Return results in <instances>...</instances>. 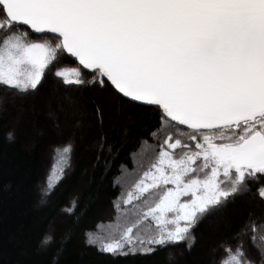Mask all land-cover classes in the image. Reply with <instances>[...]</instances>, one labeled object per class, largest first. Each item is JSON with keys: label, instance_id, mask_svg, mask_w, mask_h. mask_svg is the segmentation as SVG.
I'll return each instance as SVG.
<instances>
[{"label": "snow or ice", "instance_id": "6c2138e0", "mask_svg": "<svg viewBox=\"0 0 264 264\" xmlns=\"http://www.w3.org/2000/svg\"><path fill=\"white\" fill-rule=\"evenodd\" d=\"M65 56L83 66V75L58 67ZM47 75L109 93L118 113L113 131L130 108L154 112L158 126L177 129L159 142L122 201L142 200L140 211L100 241L99 251L152 254L151 245L181 242L191 251L199 220L252 193L231 238L235 246L222 241L213 254L220 253L216 264H264V0H0V89L27 95ZM93 103L95 149L110 152L105 109ZM74 151L71 140L53 146L42 198L64 178ZM76 207L72 200L62 211L79 221ZM149 218L156 232L146 235L140 226ZM84 236L96 243L90 232ZM52 240L46 235L41 246Z\"/></svg>", "mask_w": 264, "mask_h": 264}, {"label": "trees", "instance_id": "16d2710c", "mask_svg": "<svg viewBox=\"0 0 264 264\" xmlns=\"http://www.w3.org/2000/svg\"><path fill=\"white\" fill-rule=\"evenodd\" d=\"M60 63L58 67L85 71L68 56L61 57ZM5 89H0V103L3 98L6 101L0 110V264H216L220 253L214 256L213 249L220 242L235 246L231 238L247 218L252 193L237 196L221 210L199 220L191 230V251L185 242L151 245L156 249L152 254L99 251L98 246L86 241L85 231L92 234L111 218L113 202L122 197L126 173L140 170L129 184L134 185L158 153L159 142L177 129L167 124L158 126L154 112L130 108L119 116L113 131L118 113L109 93L65 87L51 75L28 96L16 97ZM94 101L105 109L104 132L110 152L107 148L97 152L94 146L98 135ZM153 131L155 140L150 136ZM68 140L75 145L72 168L53 194L42 198L52 148ZM72 200L76 201L79 221L62 211ZM65 234L67 240H63ZM46 235L53 240L42 247ZM249 250L259 260L255 249Z\"/></svg>", "mask_w": 264, "mask_h": 264}, {"label": "rangeland", "instance_id": "374dc122", "mask_svg": "<svg viewBox=\"0 0 264 264\" xmlns=\"http://www.w3.org/2000/svg\"><path fill=\"white\" fill-rule=\"evenodd\" d=\"M32 38L35 39L36 37H32ZM58 65L61 66V63H59ZM82 75H83V73H82ZM74 78H75L74 76H69V79H74ZM85 79H86V81H90L91 80V79L88 80L89 79L88 77H85ZM64 86L65 87H71V85H64ZM4 91L12 93L13 96H16V97H19V96L20 97H24V96H28V95H31V94L35 93V92H31L30 94H27V95H19L16 92H14L12 90H9V89H5ZM0 104H1L0 105V110H1V109L4 108V106L6 104V101H5L4 98H3V101ZM74 158H75V151H74V153L72 155V158H71V162H70L71 166L67 167V168H64V169H66V170H64V174H66V172H69V170L72 168V163L74 162ZM52 164H53V153L51 154V157H50V162H49V165H48L49 167H48V169H47V171L45 172V175H44V181H43L42 189L45 188L46 177L49 176V172H50V169L52 168ZM148 167H146V170L148 169ZM139 172H140V170H139ZM139 172H137V173L136 172H131V173L127 172L126 175L124 176V180H126V182L123 185V194H122L123 198L121 197L119 199L120 201H118L120 203L121 211L118 212L116 207H114L112 209L111 218L106 219L103 224L98 225V227L95 229V231L92 232L91 236H92L93 239L96 240L95 244H97L98 247H100V241L106 240V239H108L111 236L118 235L120 227L123 226L127 220L133 219L132 213L133 212H139L141 207L143 206V201L142 200L141 201L133 200L132 203L128 204V205H125L122 202L123 199L127 196L128 192L133 190V188H132L133 185H129V184H130L131 181L133 182L135 180L134 178L137 176V174ZM56 174L59 175V170L57 171ZM55 180H56L55 176H53V183H54ZM137 203H139V204L137 205ZM125 209H127L126 213L124 212ZM140 227H141L142 232L144 234H146V235H151V234H154L156 232V225H155L154 222H150V218H149V221H145ZM89 244H92V243H89ZM125 250H128L127 247L125 248Z\"/></svg>", "mask_w": 264, "mask_h": 264}, {"label": "water", "instance_id": "95a60500", "mask_svg": "<svg viewBox=\"0 0 264 264\" xmlns=\"http://www.w3.org/2000/svg\"><path fill=\"white\" fill-rule=\"evenodd\" d=\"M26 27V26H25ZM78 62V61H77ZM83 67V66H82Z\"/></svg>", "mask_w": 264, "mask_h": 264}]
</instances>
